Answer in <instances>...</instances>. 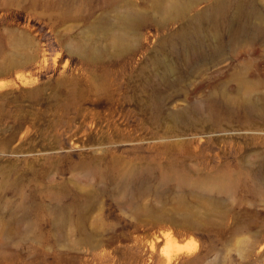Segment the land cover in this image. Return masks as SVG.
<instances>
[{
  "label": "rangeland",
  "instance_id": "1",
  "mask_svg": "<svg viewBox=\"0 0 264 264\" xmlns=\"http://www.w3.org/2000/svg\"><path fill=\"white\" fill-rule=\"evenodd\" d=\"M166 1L0 0V264H264V0Z\"/></svg>",
  "mask_w": 264,
  "mask_h": 264
},
{
  "label": "bare ground",
  "instance_id": "2",
  "mask_svg": "<svg viewBox=\"0 0 264 264\" xmlns=\"http://www.w3.org/2000/svg\"><path fill=\"white\" fill-rule=\"evenodd\" d=\"M229 5H227L225 2H220L214 6H212L210 9H208L202 16L199 18H195L191 23H198L203 17L205 16H214L216 13H219L222 16H227L228 15V10H229ZM163 14L165 16V19L168 21H175L178 18H181L185 16V9L180 2V0H167L165 3V7L163 8ZM141 18L135 15H129L126 17V24L130 27H136L139 25ZM200 28H197V30ZM196 30V31H197ZM187 34V33H186ZM250 35L252 37L255 36H263L264 35V26H259L256 27ZM199 39V45L203 44L204 40L202 37V30L200 29L198 31V34L195 33V36L193 34H188L184 37H182V43L181 48L183 52L186 54L185 58L187 57V62L190 64L196 63V64H203L206 62V58L210 59V54H203L202 52L197 51V44L195 43ZM254 40V38L252 39ZM177 49V47H176ZM83 53H87L86 51ZM223 57L222 51L219 50V48H215V51L213 52L212 59L213 62H216L218 60H221ZM249 87L246 85L245 86V91L248 93ZM246 100V97H245ZM247 104L250 110L254 113L264 115V105L259 104L258 102H255L251 99H247ZM241 102H239L238 99H233L230 101V106H239ZM202 108L199 105H191L187 109L180 111V112H174V118L176 117H183L187 116V114L191 113H196V112H201ZM210 111V110H209ZM179 174L176 172H169V173H164L162 175V179L165 181H175L179 179ZM182 179L183 177L180 176ZM181 182H185L184 180ZM229 182L226 179H217L213 181V184L211 186H207L205 183L198 182L196 184L197 187L201 189H217L219 191H224L228 190L229 187ZM169 236V235H168ZM172 237H167V241H172ZM180 251V250H179ZM170 259V258H169Z\"/></svg>",
  "mask_w": 264,
  "mask_h": 264
}]
</instances>
